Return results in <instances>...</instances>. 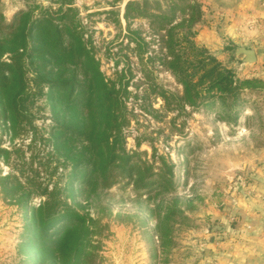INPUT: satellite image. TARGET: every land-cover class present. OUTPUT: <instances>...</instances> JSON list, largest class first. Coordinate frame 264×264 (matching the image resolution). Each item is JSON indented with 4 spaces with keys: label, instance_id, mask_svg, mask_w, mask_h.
Returning a JSON list of instances; mask_svg holds the SVG:
<instances>
[{
    "label": "rangeland",
    "instance_id": "rangeland-1",
    "mask_svg": "<svg viewBox=\"0 0 264 264\" xmlns=\"http://www.w3.org/2000/svg\"><path fill=\"white\" fill-rule=\"evenodd\" d=\"M169 1L0 0L2 16L9 23L26 11L30 21L51 17L53 23L66 24L90 49L105 79L116 86L126 82L121 144L129 156L125 168H131L106 190L90 189L72 179L73 155L55 140L57 106L47 94L30 97L13 123L0 114V264H36L31 259L37 244L22 243L31 238L32 207L52 201L54 186L61 200L85 215L91 264H225L220 245L234 243L227 231L235 224L229 210L238 185L242 182L251 191L247 184L264 166V161L259 163L264 145H256L263 139L252 138L258 115L249 108L225 113L220 105L190 106L170 96L162 99L163 90H182L163 63L168 57L167 28L174 21L154 16L169 15ZM188 1L199 4L200 18L173 32L190 30L194 45L231 70L233 78L264 81V56L251 62L237 51L243 46L256 52L264 42L247 37L236 42L225 27L234 10L226 11L222 5L233 6L236 0ZM128 3L135 4L126 17ZM182 16L179 13L176 20ZM259 29L263 35L264 26ZM128 30L145 43L141 42L140 52ZM180 47L185 57L194 53L184 41ZM175 50L180 53L178 46ZM1 59L9 61V54ZM24 69L28 87L36 89L31 80L34 69L27 60ZM259 96L264 105V90ZM233 115L238 116L236 121ZM11 187L17 192L6 194ZM28 193L23 209L18 199ZM68 224L65 220L54 228Z\"/></svg>",
    "mask_w": 264,
    "mask_h": 264
},
{
    "label": "trees",
    "instance_id": "trees-1",
    "mask_svg": "<svg viewBox=\"0 0 264 264\" xmlns=\"http://www.w3.org/2000/svg\"><path fill=\"white\" fill-rule=\"evenodd\" d=\"M187 1L181 0L180 4L170 0L169 15L165 12L154 14L168 23L174 21L167 28L168 57L163 63L182 88L180 91L163 90L160 96L164 101L170 96L177 103L183 100L190 106L220 105V111L225 113L249 108L258 115V129L252 138L263 139L262 143L256 144L263 146L264 105L259 92L264 90V81L253 76L242 80L233 78L231 70L222 67L205 49L194 45L188 36L190 30L181 35L173 32L200 18L199 4ZM134 4H127L126 17ZM143 13V10L137 11V15ZM179 13L183 16L177 21ZM128 31L132 32L130 38L140 52L142 39L135 31ZM182 41L194 51L191 56L185 57L181 53ZM177 46L180 53L175 52ZM4 53L9 54V61L1 59ZM25 60L34 69L31 79L34 90L28 87ZM198 72L199 77L194 81ZM127 93L126 82L116 86L113 80L105 79L90 55V49L66 24L53 23L51 17L30 21L26 11L18 12L9 23L0 10V114L13 123L14 117L25 110V102L30 97L49 95L57 106L54 107L57 123L52 128L55 140L67 155L72 153L71 178L79 184H89L90 189L97 186L110 189L131 169L125 168L129 156L121 144V129L126 123L124 98L121 97ZM232 118L236 121L238 116ZM76 141L80 143L77 146ZM12 189H6V194L17 192ZM69 189L73 190L72 186ZM58 191L54 186L50 193L54 195L52 201L32 207L31 238L29 243L24 241L22 245L37 244L31 259L36 264H91L93 256L86 250L90 245L87 237L90 226L85 215H80L59 198ZM71 195L74 196V191ZM29 196L28 193L18 199L23 209L27 208ZM65 220L69 223L67 227L54 228Z\"/></svg>",
    "mask_w": 264,
    "mask_h": 264
},
{
    "label": "crops",
    "instance_id": "crops-1",
    "mask_svg": "<svg viewBox=\"0 0 264 264\" xmlns=\"http://www.w3.org/2000/svg\"><path fill=\"white\" fill-rule=\"evenodd\" d=\"M222 9L234 10L225 24L228 32H233L234 41L247 37L251 42H264V34L259 29L264 26V0H236L233 6L222 5ZM260 49L255 52L257 60L264 56V46ZM260 161H264V156ZM256 173L254 180L247 184L251 191L239 183L233 210H229L235 217V224L227 232L234 243L220 245V257L225 264H264V166Z\"/></svg>",
    "mask_w": 264,
    "mask_h": 264
},
{
    "label": "water",
    "instance_id": "water-1",
    "mask_svg": "<svg viewBox=\"0 0 264 264\" xmlns=\"http://www.w3.org/2000/svg\"><path fill=\"white\" fill-rule=\"evenodd\" d=\"M237 51L239 53L244 54L246 57V60H248V61L252 62V61L256 60V54H255L254 49H252V48H245V47L241 46L240 48H238Z\"/></svg>",
    "mask_w": 264,
    "mask_h": 264
},
{
    "label": "built area",
    "instance_id": "built-area-1",
    "mask_svg": "<svg viewBox=\"0 0 264 264\" xmlns=\"http://www.w3.org/2000/svg\"><path fill=\"white\" fill-rule=\"evenodd\" d=\"M219 264H222V263H219Z\"/></svg>",
    "mask_w": 264,
    "mask_h": 264
}]
</instances>
